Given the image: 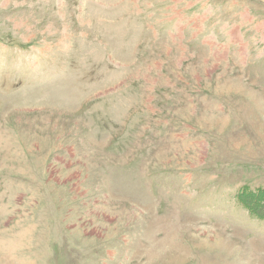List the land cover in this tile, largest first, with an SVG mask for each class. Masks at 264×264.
Returning a JSON list of instances; mask_svg holds the SVG:
<instances>
[{"label":"rangeland","instance_id":"obj_1","mask_svg":"<svg viewBox=\"0 0 264 264\" xmlns=\"http://www.w3.org/2000/svg\"><path fill=\"white\" fill-rule=\"evenodd\" d=\"M0 264H264V0H0Z\"/></svg>","mask_w":264,"mask_h":264}]
</instances>
